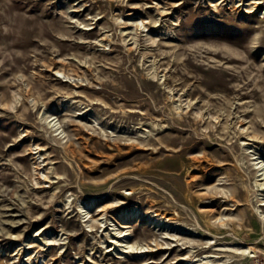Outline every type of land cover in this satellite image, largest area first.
Listing matches in <instances>:
<instances>
[{"label":"rangeland","instance_id":"rangeland-1","mask_svg":"<svg viewBox=\"0 0 264 264\" xmlns=\"http://www.w3.org/2000/svg\"><path fill=\"white\" fill-rule=\"evenodd\" d=\"M263 168L264 0H0V264H264Z\"/></svg>","mask_w":264,"mask_h":264},{"label":"bare ground","instance_id":"bare-ground-1","mask_svg":"<svg viewBox=\"0 0 264 264\" xmlns=\"http://www.w3.org/2000/svg\"><path fill=\"white\" fill-rule=\"evenodd\" d=\"M56 63V62H55ZM54 64V63H53ZM56 67L58 66L57 65V63L56 64H54ZM63 65V64H62ZM67 68H69V67H67ZM65 66H63L62 67V69H58L57 71L58 72H61V73H63V74H65V76H67V77H71V75H73V76H78V73H77V71H73L74 73H70V70H68ZM55 119L53 118V119H51V121H49V124L50 125H52L53 127H55V123L54 124H52L53 123V121H54ZM58 130V129H57ZM243 130H245V128L243 129ZM37 163V162H36ZM259 163L260 162H258V163H256L257 165H259ZM40 164H38V166H39ZM261 167V166H260ZM259 169V168H258ZM261 170H264V168L263 169H261ZM48 178H49V176L48 175H46V180H48ZM263 179V178H262ZM38 183L39 184H42L43 183V179L41 178V177H38ZM103 214H102V217L101 218H99V220H102L103 219V216L104 215H106L107 214V211H106V209L104 208L103 210ZM86 214H88L87 212H86ZM88 216V215H87ZM90 218H92V216H90ZM161 222V219L159 220V223ZM120 233V234H119ZM119 233H114L115 235L114 236H112V238L113 239H115L116 238V240H114V241H109L110 243H112V244H115L116 245V248L115 249H117V248H120V247H124V248H133V246H127L128 245V243L127 244H124V241L123 240H121V239H123V237H125L127 234H124V232L123 231H121V232H119ZM111 234H113V233H111ZM123 234V235H122ZM157 242V241H156ZM146 248H148V251L149 250H151L152 252H155V251H160L161 249H163V243H159V242H157V244L155 245V246H151V245H148ZM157 248V249H156ZM114 249V250H115ZM111 250V249H110ZM109 251V250H108ZM147 251V250H146ZM125 252V251H124ZM127 252V251H126ZM255 253L256 252V250H255V248L254 247H247V248H245V249H243V251H242V255H246L247 253ZM137 253H139V252H137Z\"/></svg>","mask_w":264,"mask_h":264}]
</instances>
